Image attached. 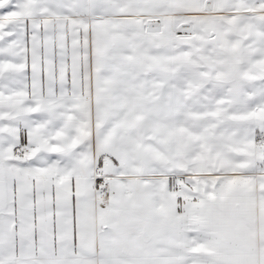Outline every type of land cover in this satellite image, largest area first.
<instances>
[{"label": "snow or ice", "instance_id": "snow-or-ice-1", "mask_svg": "<svg viewBox=\"0 0 264 264\" xmlns=\"http://www.w3.org/2000/svg\"><path fill=\"white\" fill-rule=\"evenodd\" d=\"M0 264H264V0H0Z\"/></svg>", "mask_w": 264, "mask_h": 264}]
</instances>
